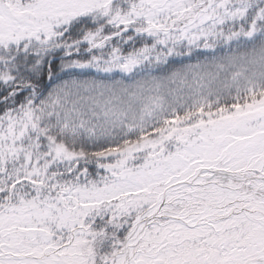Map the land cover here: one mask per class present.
<instances>
[{
	"label": "snow or ice",
	"instance_id": "6c2138e0",
	"mask_svg": "<svg viewBox=\"0 0 264 264\" xmlns=\"http://www.w3.org/2000/svg\"><path fill=\"white\" fill-rule=\"evenodd\" d=\"M0 264H264V0H0Z\"/></svg>",
	"mask_w": 264,
	"mask_h": 264
}]
</instances>
